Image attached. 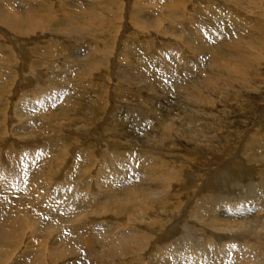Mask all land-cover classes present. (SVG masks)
I'll return each instance as SVG.
<instances>
[{"label": "bare ground", "instance_id": "6f19581e", "mask_svg": "<svg viewBox=\"0 0 264 264\" xmlns=\"http://www.w3.org/2000/svg\"><path fill=\"white\" fill-rule=\"evenodd\" d=\"M155 1L158 2V0ZM170 1L172 2H167L170 6L164 3L150 5L148 1L143 0L139 3L134 0V6L129 4L132 6V11H129L130 15L127 19L139 35L132 33L126 36L124 34L125 39L124 43L121 42V46L125 50L121 49L120 52L119 49L118 54L120 56H116L117 49L113 46L116 44L114 41L118 40L119 33L121 34L120 31L122 30L121 22L124 15V2L122 3V0L116 2L120 5V8L117 6L118 10L108 9L111 14L106 20L107 27L104 34L101 35L102 37L98 35V33L102 34L105 25L104 16L101 17L103 15L102 9H95L96 11H93L91 16L87 14L88 12L83 14V12L70 9L65 12L67 15L62 21V14H60L59 9L62 7L64 11V6L58 5L53 9L55 5L49 0H0V27H4L3 31L6 32V37L3 40L8 45L6 46L4 43V46L11 54L9 59L3 57L6 51L0 52V147H4L10 141L22 143L18 138L29 140L36 127L37 117L40 116L39 118L52 122V119L56 116L54 115L55 111L54 113L50 111L53 107L59 110L61 116H67L70 111L77 112L83 119L76 118L82 124L80 128L85 131L89 130V125H85V123L89 120L88 117L93 114L91 112L88 114L90 109L81 114L84 112L81 110L83 103L73 104L75 102L72 103L67 95H63L58 90L60 87L55 89L57 84L61 86L71 81L70 79L67 81L66 78H61L63 75L65 77V73L68 71L72 74L76 73L75 80H81L79 82L88 87L91 83L93 84L94 79L107 77L111 81L112 76L116 81L115 85L123 82L129 86L128 89L139 87L151 91L156 88L152 86L155 82L161 89H172L174 94H177V92L183 93L181 94L183 98L181 101H185L187 105H193L196 108L191 109L190 106L183 109V116H180V118L178 116L181 120L176 118V120L178 119L177 123L175 121L169 123L164 119L161 126L158 125V127L160 126L158 128L159 132L162 131L163 134L161 135L162 132L158 135L155 134L156 136L161 135L158 137L159 139H149L145 141L144 145L142 144L146 146L145 151L147 150V154L150 153V156L145 154L147 155L146 161L149 162H145L147 168L142 167L145 170L141 175L144 183L137 182L139 179L135 183L131 182V185L120 183L122 180L120 166L126 171V165L138 162L127 152L117 151V147L120 148L117 141L121 137L119 138V133L116 130H114L115 133H112L116 137L106 144L109 149L105 148V150L103 148L104 153L101 152L102 157L99 163L96 164L97 159L94 157V153L97 151H95L96 146H89L92 149L89 148L87 154L84 152L87 155L86 158L83 153L85 169H93L94 166L96 168L94 170L95 175L82 174L83 180L74 179L70 171H56L66 163V157L70 155H66L67 153L65 154L63 148L56 151L46 145L29 148L25 142L18 148L11 146L6 155L2 152L5 150L0 149L1 165L5 166L7 170V173L4 174L3 172L6 170L0 168V264H264V181H261L260 184L253 183L249 177L250 171L246 169L244 161L240 158L236 160L233 153L229 152L228 156L227 153L223 156L225 153L221 152L223 154L221 155V150L218 151L219 154L218 152L215 153L216 155L209 151L212 148V135L204 134L206 128L200 127L201 123H212V116L217 118L212 114V111L209 112L206 109L214 104H212L211 98L213 93L219 92V94H222L221 98L226 99V96H234L232 92H236L235 95L245 94L246 91H250L251 84L255 83L252 82L253 80L251 83L250 80L254 79L253 74L256 71V66L264 60V8L254 2L255 0H252L251 3L247 4L244 12L238 9L236 11L234 9L222 11L223 14L229 15L228 23L230 25L228 24L225 28L223 26L220 28L218 25L219 16L216 17L217 14L215 16L211 12L209 16H212V23L207 22L209 25L205 27L207 23L203 24L200 20H195L198 19L196 18L198 17L196 16L197 12L179 13L177 11V7H179L176 3L177 0ZM101 5L108 6L110 2L102 0L98 7ZM169 7L172 10L168 12ZM211 9L206 10L205 14L210 13ZM234 11V17H232L231 12ZM254 12H257L259 16L254 17L252 14ZM192 17H195L194 20ZM164 22L169 27H167L168 25L165 27ZM41 32L49 33L53 38L56 34H60L57 37L61 36L62 39L69 40L70 36L71 39L74 38L75 44L72 45L71 42L69 45V56L65 57L66 59L62 56L67 50L64 49L65 45L63 48L57 46L53 49L52 45L59 44L58 42L44 43L45 47L32 46L33 38L31 39V37L34 35L42 36ZM105 35H107V39H104ZM147 35L150 38L149 42L139 43L145 44L144 47L148 48L150 52L155 48L156 44L154 42L158 39L161 42L165 40V37L168 38L166 41L174 37L177 45H179L176 48L172 41L171 44L165 45L166 49L169 47L175 48L174 51L179 54L180 49L185 51L187 48L189 55L195 58L191 63L187 61L190 65L187 66V70L181 71L183 75L178 73L180 71L178 68H176L178 71L171 72L173 70L170 69L172 68L171 64H169L171 71L165 68L166 65L165 67L160 64V67L152 66L151 61L157 62V56L150 55L148 57L150 62L149 60L145 61L146 57L140 54L141 51L139 52L137 49L139 45L135 39L137 37L140 38L139 40L146 41ZM88 36L93 40L90 44L87 41ZM100 38L102 39L101 43ZM131 38H135L133 40L136 47L134 51L129 48L128 40ZM46 39L50 42L48 38ZM20 40L24 43L21 44ZM35 42L37 40L33 41V43ZM133 42L132 45H134ZM0 43L2 44L1 40ZM30 46L33 50H31L32 55H30ZM115 46H119V44ZM39 48L41 49L39 50ZM76 48L80 50L74 51ZM82 50L88 51V53H81ZM37 52L39 53L38 56L35 54ZM172 54L168 58L171 57L172 59L174 55ZM163 55L162 53L160 57ZM46 59H53L54 65L46 63L44 61ZM171 59L170 61H172ZM172 62H175L174 57ZM180 62L182 61L180 60ZM162 63L164 62L162 61ZM56 65H62V67L56 68ZM78 65L83 68L80 73H78L79 70L78 72L74 70V67ZM134 66L141 70L140 73L143 72V75H146L141 76L142 74H139ZM15 69L18 70L17 77ZM61 69L63 75L60 77L59 72H61ZM11 75L15 81L18 80L17 83L8 84L9 79H12ZM150 82L153 84L150 85ZM95 85H92V87H95ZM12 86L16 89L20 88L19 91H16L18 93L10 89ZM251 90L254 89L251 88ZM10 91L11 95L13 92L18 94L19 97H16L19 100L16 98L18 102L13 106V109L8 105L11 109H7L8 111L5 112L1 108L5 100L3 94H8ZM99 96L95 97L98 98ZM62 98L66 100V104L58 106L56 102ZM16 99L15 101H17ZM122 99L128 100L129 95L123 94ZM99 101H101V96ZM95 120L97 121V119ZM188 121L194 124L189 126V129L190 133L196 135L197 144L204 142L206 150L204 151V148L202 150L197 149L199 156L206 159L207 153L211 152L219 162L215 171L212 170L214 168L211 167L212 162H207L203 165L205 166L203 167L204 172H207L199 175L196 172L197 170L195 171L191 166L192 170L188 169L186 166L188 161L183 159L182 156L178 157L180 155L177 152L170 156L171 160L165 159L169 153L163 151L164 143L175 132L180 134L186 128L182 126ZM11 122H15V125ZM183 122L186 123L182 124ZM180 127L183 128L181 131L179 130ZM109 130L107 129L105 133H110ZM78 132L83 134L81 133L83 131L78 130ZM90 133L88 134L90 135ZM120 134L123 136V133ZM100 135L98 143L103 141L102 133ZM11 136L17 140L11 139ZM127 138L126 141L129 140ZM83 141L85 140L83 139ZM257 143H264V134L262 138L258 139ZM191 145H193V148L200 147L195 143ZM254 145V140H251L250 144H243V147H253ZM129 148V150H132V147ZM175 150L177 151V149ZM72 156L74 157V155ZM222 159L225 161L222 162ZM207 164H210L211 168H206ZM97 172L98 175H96ZM212 172H215L213 177ZM59 180H62V184H58ZM196 182L200 183L201 188L207 191H203L207 195L204 194L205 196L201 200L199 199L200 201L194 200L193 195L195 193H191V190L197 184ZM44 190L46 194L41 195ZM182 190L189 191L186 192V199L181 196L184 195ZM216 197L224 202L246 200L247 202H241L243 206L256 202L259 203L260 209L255 212L256 214H253L254 216L249 215L251 217L245 221L238 220L239 222H236L237 220L231 219V221L229 218L222 219L215 214L218 207ZM190 198L196 202L195 206L189 211L191 214L188 215V206L184 207L185 204L183 203L186 200L188 202ZM235 201L234 203H236ZM251 206L250 212H253L255 208L253 207V209ZM256 207L258 209L257 205ZM225 208L227 209V207ZM231 211L236 213L241 210L234 211V209H231ZM196 229H198L197 233L194 231ZM204 230H206V235L210 238L208 239L212 242V245L225 243V240H229L228 243L231 244L232 251H230V246H223L222 253L220 252L221 254L217 255L215 245L212 246L211 244L205 251L200 246L202 242L199 241L201 240L199 236V240L197 239L198 232ZM170 243L173 246H170Z\"/></svg>", "mask_w": 264, "mask_h": 264}, {"label": "rangeland", "instance_id": "374dc122", "mask_svg": "<svg viewBox=\"0 0 264 264\" xmlns=\"http://www.w3.org/2000/svg\"><path fill=\"white\" fill-rule=\"evenodd\" d=\"M53 5H55V7L53 9H55L58 5H63L64 6V11L62 9V7L59 9L60 11V14H62V21L66 18V11L67 10H70V9H75L77 12H83L84 13H87L89 16H91L92 12L96 11L95 9H102V13L103 15L101 17L104 16V20H105V25H104V29L102 31V34L98 33L99 36L103 35L104 34V31H105V28L107 27V18H109L108 16L111 14L110 12H108V9L111 8V9H114V10H118V7L120 8V5H118V3L116 2H119L120 0H105V1H108L110 2V5L108 6H105V5H101L100 7L99 4H100V1L102 2V0H49ZM141 0H137V2L139 3ZM143 1H148V3H150V5H158V4H166L168 6L169 3H171L172 1L170 0H158V2L156 3L155 0H143ZM152 1H154L155 3H153ZM169 1V3H167ZM211 1V2H210ZM218 1V2H217ZM177 0L176 3H178V6L177 7V11L180 13V12H185L186 14H190V13H194V12H197L196 13V18L198 19H195V20H200L203 24L209 22V23H212L211 19H212V16H209V14H211V12L219 18L218 20V25L220 26V28H222L221 26H223V28L227 27V25L229 24L228 23V14H223L222 11H230V10H240V11H243L245 10V7L247 6V4L251 3L252 0ZM254 1V0H253ZM20 2V1H19ZM70 2V3H69ZM98 2V3H97ZM124 2L123 4V18H122V22H121V26H122V30L120 31L121 34L119 33V36H118V41L117 39L114 41L115 45H118L119 46H113V47H116L117 49V52H116V56L120 54H118V51L120 49V52L122 51L121 49H123V51L125 50L124 47L122 48L121 46V42L123 41L124 43V34L127 35H131L132 33L133 34H137L139 35L132 27V24L128 21L127 17L130 15L129 11L131 12L132 11V6L135 5L134 3V0H122V3ZM162 2V3H161ZM192 2V3H191ZM208 2V3H207ZM254 2H257L260 6H262L264 8V0H255ZM262 2V3H261ZM213 3V4H212ZM228 3V4H227ZM132 6H130V5ZM200 5V6H199ZM212 5V7H210ZM231 5V6H230ZM226 6V7H225ZM259 6V7H260ZM92 7V8H91ZM96 7V8H95ZM127 7V8H126ZM188 7V8H187ZM191 7V8H190ZM208 7V8H206ZM216 7V8H215ZM223 7V8H222ZM66 8V10H65ZM125 8V9H124ZM129 8V9H128ZM185 8V9H184ZM212 8V9H211ZM220 8V9H219ZM228 8V9H227ZM168 12L172 10L171 7L168 8ZM182 9V10H181ZM199 9V10H198ZM208 9H211L207 14H205V11L208 10ZM218 9V10H217ZM22 10V8H21ZM128 10V11H127ZM147 10V9H146ZM184 10V11H183ZM186 10V11H185ZM191 10V11H190ZM193 10V11H192ZM195 10V11H194ZM215 10V11H214ZM201 13H199V12ZM214 11V12H213ZM234 12H231V15L232 17H234ZM55 12V11H54ZM147 12V11H146ZM188 12V13H187ZM216 12V13H215ZM219 12V13H218ZM203 13V14H202ZM250 13V12H249ZM59 14V13H57ZM55 14V15H57ZM64 14V15H63ZM146 14V13H145ZM148 15L150 13H147ZM205 14V15H204ZM254 17H257L259 16V14L257 12H254L252 13ZM151 15V14H150ZM225 15V16H224ZM153 16V15H151ZM203 16H208V17H204ZM243 16V15H241ZM245 16V15H244ZM195 17H192L195 18ZM221 17V18H220ZM226 17V18H225ZM202 19H204L202 21ZM208 19V20H206ZM194 20V19H193ZM223 20V22H222ZM222 22V23H221ZM127 23V25H126ZM165 23V27L168 25L166 22ZM221 23V24H220ZM123 24V25H122ZM216 24V23H214ZM235 24V23H233ZM126 25V27H125ZM209 24L207 23L205 27H207ZM230 25V24H229ZM120 26V27H121ZM125 27V28H124ZM127 27H128V30H127ZM169 27V25L167 26ZM4 28V27H3ZM3 28L0 27V40L2 42V44L0 43V52H4V55L3 57L4 58H9L10 59V52L7 48H5L4 46V43L7 45V42H5L3 40V38L5 39V33L3 31ZM126 29V30H125ZM133 29V30H132ZM123 31V32H122ZM127 31V32H126ZM42 36H38V35H34L33 37H31V39L34 41V40H37V42L33 43L32 41V46H35L37 45V47H45L46 45L45 44H49L51 42L53 43H56L58 42L59 44H53L52 47L53 49L57 48H63L64 45V49H67L65 54L62 55L63 58L69 56V52H70V49H69V45L70 43L72 45L75 44V42L73 41L74 38L71 39V36L69 37L70 39L67 40V39H62V37H57L59 36L60 34H56V36L53 38L49 35V33H44V32H41ZM117 35V34H116ZM121 35V36H120ZM36 36V37H35ZM45 36V37H44ZM107 35H105L104 39H107L106 37ZM102 37V36H101ZM24 38V37H23ZM37 38V39H36ZM50 41L48 42L47 39ZM52 38V39H51ZM89 38V36L87 37V39ZM91 38V37H90ZM88 39V43L90 44L91 41H93L92 39ZM219 38V37H217ZM46 39V40H45ZM58 39V40H56ZM122 39V40H121ZM135 38H131L128 40L129 42V48L134 51V49L136 48L135 47V44L133 42ZM140 38H137L136 37V43L140 46H137V49L139 50L140 54L142 56L145 55V61H148L150 62V59H148V57L150 55H153L154 57L157 56V62H152L151 61V64H153L152 66L154 67H158L159 64L162 65L163 67H165L166 65V69L168 68V71H171L170 69H173L171 72H176L178 70V73L182 74L181 71H184V70H187L186 68H188L187 66L190 65L191 61H193L195 57H191L189 54V51L187 50V48L184 50L180 49L179 50V54L176 53V51H174V49H172L171 47L169 48H165L166 44L170 43L173 41V45L177 48V46L179 47V45H177L176 41H175V38L174 37H171L168 41H166V39H168L167 37H165V40L161 41L158 39L156 42L153 43V45H155V48H158V49H155L150 52L148 48L144 47V45H142L141 43L139 42H149V37L148 35L146 36V41H143V40H139ZM145 39V38H144ZM174 39V40H172ZM102 39L100 38V43L102 42L101 41ZM162 40V39H161ZM177 40V39H176ZM21 41V40H20ZM44 41V42H43ZM62 41V42H61ZM90 41V42H89ZM23 41H21V44H22ZM132 42L134 45H132ZM20 43V42H19ZM24 43V42H23ZM45 43V44H44ZM61 43V44H60ZM122 43V45H124ZM42 44V45H41ZM171 44V43H170ZM30 45V44H29ZM67 45H68V48H67ZM131 45V46H130ZM148 46V45H147ZM139 47V48H138ZM142 48V49H141ZM144 48V49H143ZM41 48H39L40 50ZM136 49V50H137ZM31 46H30V55H32V51H31ZM38 50V49H37ZM38 50V51H39ZM79 51L80 49L76 48L74 51ZM182 50V51H181ZM55 51V50H54ZM64 51V50H63ZM88 53V51H81V53ZM175 55H173L172 54ZM181 52V53H180ZM43 53V52H42ZM63 53V52H62ZM158 53V54H157ZM161 53V54H160ZM162 53L164 54L162 57H160V55H162ZM169 54V55H173L174 57V61L175 62H172L173 61V57L171 59V57L168 58L169 55H166V54ZM188 53V54H187ZM37 56H38V52L35 53ZM41 54V53H40ZM160 54V55H159ZM184 54V56H183ZM185 55H188V56H185ZM118 56V57H119ZM183 56V57H182ZM190 56V58H189ZM117 57V59H118ZM188 57V58H187ZM12 58V56H11ZM161 58V60H160ZM167 58V59H165ZM66 59V58H65ZM159 59V60H158ZM170 61V59L172 61ZM183 59V60H182ZM178 60H179V63H178ZM180 60L182 62H180ZM185 60H186V63L188 64L189 62L187 61H190V63L187 65L185 63ZM46 63L48 64H53L54 63V60H50V59H46L44 60ZM52 61V62H51ZM164 62L161 64V62ZM167 61V62H166ZM11 62V61H9ZM148 62V63H149ZM166 62V64H165ZM12 63V62H11ZM174 63V64H173ZM264 60L261 62L260 65L256 66V71H254V79H251L250 82H255V83H252L251 84V88H253L254 90H251V88H249L250 91H246V93L244 94H234L236 92H232V95H234L233 97L232 96H226V99L225 98H221V95L222 94H219V92L217 93H213L211 95V98H212V106L211 107H208L206 108L207 111H212V114L215 115L217 118H215L214 116H212V123H201L200 124V127L201 128H206L205 131H204V134H207V135H212V148H210L211 152H213L214 154L217 153L218 151H220V154L226 155L227 153V156H228V153L231 152L233 153L235 156L234 158L236 160H243L245 165H246V169H249V177L251 178L252 182L253 183H258L260 184L261 181H264V143L260 144V143H257L258 142V139L259 138H262L263 137V134H264ZM51 64V65H52ZM158 64V65H157ZM169 64H171V67H169ZM180 64V65H179ZM54 65V64H53ZM137 65V64H136ZM184 65V66H183ZM144 66V65H142ZM151 66V67H152ZM178 66V67H177ZM59 67H62V65H56V68H59ZM145 67V66H144ZM160 67V66H159ZM181 67V68H180ZM262 67V68H261ZM79 68V69H78ZM135 70L139 73V74H142L141 76H144L146 74L143 75V72L140 73V69L137 68V66H134ZM170 68V69H169ZM178 68V70L176 69ZM183 68V69H182ZM146 69V68H144ZM261 69V71H260ZM12 70V69H11ZM57 70V69H56ZM74 70H76L78 73L82 72L83 68L80 67V65L78 66H75L74 67ZM147 70V69H146ZM152 70V69H151ZM175 70V71H174ZM16 71V72H15ZM15 73H16V77H17V74H18V70L15 69ZM256 72V73H255ZM65 77H63V73H62V69H61V72H59V76L62 77L61 78H66L67 81L70 79L71 81L68 82V84L65 83V85H61L60 84L58 85L57 84V87H55V89H58L60 90L63 95H67L72 103L73 104H77V103H83L82 104V109L84 112H82L81 114L83 113H86L89 109V112L88 114L91 112L92 115H90L88 117V123L85 125H89L88 129L89 130H86L88 131L86 133L85 130L81 129L80 126L82 125L79 120H76L77 119H80V120H83L81 119V117L78 115L77 112H71L67 115V116H61V114H59V110L56 108L54 109L51 108L52 111L51 113H54L55 111V114L56 115L54 117V119H52V122H50L49 120H44V119H41L39 117H37V121H36V127L34 129V132H33V135L32 137H30V139H19L18 140L20 142H22L23 144L26 142V145L27 147H32V146H36V148L38 146H41V145H46L50 148H53V150H58L59 148H63L65 150V154L68 155L66 157V163L63 164L61 167H59L56 171H59V170H65V171H70L71 172V176L74 177V179H81L83 180L82 178V174L83 175H92L94 174L95 175V166L93 169H88L86 168L85 169V165H84V160L86 158V154H87V150L91 147H95V151L96 153H94V157L97 159V163L100 162L101 160V157H102V153H104V150L105 148L106 149H109V146L106 145L108 143H110V140L115 138L116 136L115 135H112V133H115L114 130H116L117 133H119V138L121 142L117 141L118 143V146L120 148L117 147V151H120L122 153H125L127 152L128 154H130L131 156L134 157V159L137 160V162L139 163V166H138V163H131L130 165H126L127 166V169L126 171L123 170V167L120 166V173H121V176H122V180L123 182L120 181V183H122V185H131L133 183H135V181H137L139 179V183L143 182L142 181V174L145 172V168H147V164L146 163H149L146 161V157L147 155L150 156V153L147 154V150L145 151L146 149V146H143L145 141L146 140H149V139H153V140H158L163 132L161 133V135L159 136H156L158 135L160 132H159V127L161 126L163 120L165 119L167 122H171V121H175L177 123L178 119L180 118V116H183V113L182 111H184L183 109L187 108V107H190L191 109H196L195 106L193 105H187V103L185 101H181L183 100V98L181 97V94L183 93H180V92H177V94H174L172 92V89L171 90H164V89H161L159 86H157V83H155L154 81V85L153 83L150 82V85L153 84L152 86L155 88H153L154 90H151L149 91V89H142V88H139V87H134L133 89L129 88V86H127L126 84H124L123 82H120V84H117L115 85L116 81L114 79V76L113 79L110 81L107 77L105 78H99L98 80L94 79L93 80V84L91 83V85H89V87L87 85H84V84H81L79 81L81 80H75V77H76V73H73L72 72L70 73L69 71L65 73ZM258 74V75H257ZM261 74V75H259ZM58 75V74H57ZM166 75V74H164ZM183 75V74H182ZM12 76V75H11ZM202 76V75H201ZM261 77V78H260ZM13 79V80H12ZM12 79H9L8 81V84L12 83V82H16L18 80L15 81V79L13 78L12 76ZM261 80V81H260ZM107 81V82H106ZM104 82V83H103ZM111 83H113V85H111ZM122 83V84H121ZM168 83V82H166ZM95 85L98 86V87H92V85ZM105 84V85H104ZM103 85V86H102ZM106 86V88H105ZM20 87V86H19ZM88 87V88H87ZM123 87V88H122ZM36 88V87H34ZM33 88V89H34ZM103 88V89H102ZM118 88V89H117ZM259 88V89H258ZM10 89L14 90L15 92L16 91H19L18 89H16L14 86L10 87ZM16 89V90H15ZM31 89V90H33ZM63 89V90H62ZM88 89V91H87ZM90 89V90H89ZM109 89V91H108ZM135 89V90H134ZM30 90V91H31ZM156 90V91H155ZM260 90V91H258ZM66 91V93H65ZM102 91V93H101ZM161 91V92H160ZM165 91V92H164ZM99 92V93H98ZM106 94H105V93ZM115 92V93H114ZM117 92V93H116ZM123 92V93H121ZM125 92V93H124ZM158 92L161 93V95L158 94ZM164 92V93H163ZM168 92V93H167ZM18 93V92H16ZM16 93H12L11 95V91L7 94H3V98H5L4 102L2 103L3 106H1L2 109H4L5 112H7L8 110L7 109H11L10 107H12L13 109V106L16 105V103L18 102V97L19 95L16 94ZM65 93V94H64ZM10 94V95H9ZM103 94V95H102ZM112 94V95H111ZM123 94L125 95H129V99L126 100V99H122V96ZM158 94V95H157ZM14 95V96H13ZM100 95L101 96V101H99V97L96 98L95 96H98ZM105 95V96H104ZM119 95V96H118ZM153 95V96H152ZM218 95V96H217ZM11 96V97H10ZM18 96V97H16ZM110 98H109V97ZM8 97V98H7ZM15 97V98H14ZM121 97V98H120ZM164 97V98H163ZM225 97V96H224ZM12 98V100H10ZM18 100H17V99ZM228 98V99H227ZM14 99V100H13ZM15 99L17 101H15ZM98 99V100H97ZM105 100V101H104ZM236 100V101H235ZM9 103H7V102ZM66 100L64 98H62L61 100H59L57 103V105H61L63 104H66L65 102ZM107 101V102H106ZM214 101V102H213ZM13 102V103H12ZM15 102V104H14ZM60 102V104H59ZM94 102V103H93ZM216 102V103H215ZM180 103H183V104H180ZM241 103V104H240ZM14 104V105H13ZM10 107H9V106ZM18 105V104H17ZM56 105V107H58ZM100 105V106H99ZM182 105V106H181ZM218 105V106H216ZM7 106V107H6ZM87 106V107H86ZM106 106V107H105ZM133 106V107H132ZM76 107H78L76 105ZM131 107V109H130ZM181 107V108H180ZM217 107V108H216ZM129 108V109H128ZM133 108V109H132ZM181 109V110H180ZM7 110V111H6ZM87 110V111H86ZM225 110V111H224ZM237 110V112H236ZM242 110V111H241ZM58 111V112H56ZM146 111V112H145ZM215 111V112H214ZM131 112H133L134 114H132ZM144 112V113H143ZM179 112V114H178ZM142 114V115H137V114ZM80 114V115H81ZM96 114V115H94ZM111 114V115H110ZM114 114V115H113ZM153 114V115H152ZM263 114V115H262ZM52 115V114H50ZM71 115V116H70ZM75 115V116H74ZM95 116V117H94ZM98 116V117H97ZM146 116V117H145ZM179 116V118H178ZM247 116V117H246ZM73 117V118H71ZM102 117V118H101ZM145 117V118H144ZM215 119H214V118ZM254 117V118H253ZM57 118H60V119H57ZM66 118V119H65ZM176 118H178L176 120ZM75 119V120H74ZM91 119V120H90ZM97 119V121L95 120ZM101 121H100V120ZM147 119V120H146ZM169 119V120H168ZM198 120L200 118H197ZM3 120L5 121V119L3 118ZM65 120V121H64ZM117 120V121H116ZM181 120V119H179ZM62 121V122H61ZM70 121V122H68ZM76 121V123H74ZM86 121V120H84ZM93 121V122H92ZM217 121V122H216ZM42 122V123H40ZM58 122V123H56ZM79 122V123H78ZM92 122V123H90ZM102 122V124H101ZM166 122V123H167ZM200 122H203V121H200ZM12 124L15 125V122H11ZM44 123V124H43ZM63 123V124H62ZM78 123V124H77ZM93 123H95L94 125H92ZM100 123V124H99ZM117 123V124H116ZM160 123V124H159ZM186 122H183L182 124H184ZM198 123V122H197ZM258 123V124H256ZM38 124V125H37ZM43 124V125H42ZM61 124V125H59ZM77 124V125H76ZM123 124V125H122ZM190 124V125H189ZM206 124V125H205ZM207 124H209L207 126ZM212 124V125H211ZM72 125V126H71ZM106 125V126H105ZM119 125V126H118ZM158 125H160L158 127ZM181 125V124H179ZM187 125V126H186ZM194 124L190 123L189 121L184 124L182 127H186V128H182L180 127V134L179 132H175L174 135L171 137H174V138H171L166 140V142L164 143V149L163 151H165V153H169L168 156L165 157L166 160H171L172 158L170 156L174 155L176 152L179 153L178 157H181L185 160L188 161L187 163V167L188 169L192 170L194 169L197 174L199 175H202V173H205L207 171L204 172L203 170V166L204 164H206L207 162H212L211 164V167H214L212 168L213 171L216 170V168L218 167L217 165L219 164V162L216 160V157L213 155V153H207L206 155V159L203 158V156H199V154L197 153V149H200L205 151V147H204V142L203 143H200V145L197 144V137L196 135H194V133H190V129H189V126H193ZM37 126L38 127V130H37ZM71 126V127H70ZM97 126V127H96ZM112 128H111V127ZM123 126V127H122ZM169 126V125H167ZM66 127V128H65ZM78 127V128H77ZM94 127V128H93ZM121 127V128H120ZM188 127V128H187ZM195 127V126H194ZM70 128V129H69ZM72 128V129H71ZM93 128V129H92ZM100 128V129H99ZM126 128V129H125ZM248 128V129H247ZM10 129V128H8ZM107 129L109 131H111L110 133L106 134L105 131H107ZM78 130L80 131H83L81 133L83 134H79ZM91 130V131H90ZM118 130V131H117ZM122 130V131H121ZM100 131V132H99ZM104 131V132H103ZM108 131V132H109ZM121 131V132H120ZM126 131V132H125ZM184 131H187L186 133ZM66 132V133H65ZM68 132V133H67ZM92 132V133H90ZM65 133V135H64ZM75 133V134H74ZM79 135H78V134ZM90 133V135L88 134ZM102 133V139L103 141L101 143H98L99 142V137H101V135L99 136V134ZM104 133V134H103ZM120 133H123V136L120 134ZM74 134V135H73ZM77 134V135H76ZM98 134V135H97ZM153 134V135H152ZM156 134V135H155ZM182 134V135H181ZM190 134V135H189ZM10 135V134H9ZM62 135V136H61ZM121 135V136H120ZM124 135H126L124 137ZM181 135V136H180ZM65 136V137H64ZM72 136V137H71ZM77 136V137H76ZM82 136V137H81ZM95 136V137H94ZM178 136V137H177ZM181 138H180V137ZM107 137V138H106ZM109 137V138H108ZM129 137V138H127ZM147 137V138H146ZM177 137V138H176ZM49 138V139H48ZM52 138V139H51ZM69 138V139H68ZM96 138V139H95ZM107 140H106V139ZM126 138L129 139L128 141H126ZM176 138V140H175ZM192 138V139H191ZM11 139H14V140H17L15 137L11 136ZM63 139V140H62ZM71 139V140H70ZM80 139V140H79ZM83 139L85 141H83ZM142 139V141H141ZM196 139V140H195ZM63 142H62V141ZM92 142H90V141ZM123 140V141H122ZM125 140V141H124ZM171 140V141H170ZM204 141V138L202 139ZM251 140H254L255 142V145L253 147H246L244 148L243 147V144H246V143H249L251 142ZM69 141V142H68ZM79 141V143H78ZM96 141V142H95ZM112 141V140H111ZM169 141V142H168ZM227 141V142H226ZM249 141V142H248ZM66 144H65V143ZM76 142V143H75ZM87 142V143H86ZM95 142V143H94ZM168 142V143H167ZM176 142V143H175ZM179 142H181L179 144ZM191 142V143H190ZM22 143H15V142H12L10 141V143L6 144L4 147H0L1 150H5V151H2L4 152V154L6 155L7 152L10 150V147H20L22 146ZM54 143V145H53ZM63 143V144H62ZM120 143V144H119ZM195 145H198L200 147H192L193 145L191 144H194ZM257 143V144H256ZM29 144V145H28ZM59 144V145H58ZM65 144V145H64ZM90 144V145H89ZM96 144V145H95ZM98 144V145H97ZM124 146H122V145ZM127 146H126V145ZM143 144V145H142ZM168 144V145H167ZM172 144V146H170ZM186 144V145H185ZM69 145V146H68ZM71 145V146H70ZM76 145V146H75ZM88 147H86V146ZM167 145V146H166ZM189 147H188V146ZM79 146V147H78ZM82 146V147H81ZM91 146V147H89ZM103 146V147H101ZM105 146V147H104ZM175 146V148H174ZM229 146V147H228ZM67 147V148H66ZM73 147V148H72ZM86 147V148H85ZM100 147V148H98ZM124 147V148H123ZM127 147V148H126ZM129 147H132L131 149L133 150H129L130 148ZM143 147V148H142ZM202 147V148H201ZM56 148V149H55ZM78 150H77V149ZM85 148V149H84ZM102 148V149H101ZM104 148V149H103ZM116 148V147H115ZM122 148V149H121ZM172 148V149H171ZM190 148V149H189ZM231 148V149H230ZM7 149V150H6ZM67 149V150H66ZM92 149V148H91ZM105 149V150H106ZM166 149V150H165ZM177 149V151L175 150ZM193 149V151H192ZM195 149V150H194ZM227 149V150H226ZM235 149V150H234ZM85 150V151H84ZM174 150V151H173ZM180 150V152H179ZM232 150V151H231ZM75 151V152H74ZM94 151V152H95ZM144 151V152H143ZM172 151V152H170ZM196 151V152H195ZM215 151V152H214ZM235 151V152H234ZM86 154H85V153ZM102 152V153H101ZM175 152V153H174ZM195 152V153H194ZM223 154H222V153ZM79 153V154H78ZM85 155H84V154ZM200 153H203V152H200ZM136 154V155H135ZM138 154H140L138 156ZM143 154V155H142ZM147 154V155H145ZM185 156H183V155ZM219 154V152H218ZM230 154V153H229ZM74 155V157L72 156ZM77 155V156H76ZM79 155V156H78ZM85 158H83L84 156ZM135 155V156H134ZM145 155V156H144ZM193 155V156H192ZM216 155V154H215ZM138 156V157H136ZM143 158H142V157ZM214 156V157H213ZM226 156V157H227ZM136 157V158H135ZM145 157V159H144ZM185 157V158H184ZM197 157V158H196ZM225 157V158H226ZM164 158V156H163ZM224 158V157H223ZM99 159V160H98ZM216 161H215V160ZM227 159V158H226ZM135 160V161H136ZM142 160V161H141ZM191 160V161H190ZM200 160V161H199ZM203 160V161H201ZM260 160V161H259ZM84 161V162H83ZM144 161V163H143ZM215 161V162H214ZM225 161L222 159V162ZM146 162V163H145ZM83 165H81V164ZM198 163H201V164H198ZM263 163V165H262ZM210 164L208 165L207 164V167H210ZM79 165V166H78ZM99 165V164H98ZM97 165V166H98ZM142 165V166H140ZM199 167H198V166ZM215 165V166H214ZM262 165V166H261ZM190 166L192 167V169L190 168ZM196 166V167H194ZM137 167V168H136ZM142 167H144V169H142ZM198 167V168H197ZM210 167V168H211ZM0 168L1 169H5L6 170V167L1 165V161H0ZM131 168V169H130ZM134 168V169H133ZM86 170H88V172H86ZM132 170V171H131ZM136 170V171H135ZM144 170V172H143ZM90 171V172H89ZM128 171V172H127ZM131 171V172H130ZM220 171V170H219ZM73 172V173H72ZM85 172V173H84ZM4 174L7 173V170L3 172ZM81 173V174H80ZM124 173V175H123ZM126 173V174H125ZM130 173V174H129ZM132 173V174H131ZM215 173V172H214ZM212 172V177L215 176ZM9 174V173H8ZM96 175H98V172L96 173ZM128 176V177H127ZM132 176V177H130ZM130 177V178H129ZM134 177V178H133ZM132 179V180H131ZM134 179V181H133ZM131 180V181H129ZM62 180H59L58 181V184L61 183ZM88 182V181H87ZM130 182V183H129ZM89 183V182H88ZM197 184H195V187H193V190H191V193H195L193 195V199L196 200V201H200L205 195V193H203V190L201 188V184L198 182H196ZM62 184V183H61ZM57 187V186H56ZM60 187V186H59ZM198 189V190H197ZM185 190H182V193H184V195H181L182 198L184 199L185 197L187 198L186 196V192H189V191H185ZM202 191V192H201ZM79 192V191H78ZM199 192V193H197ZM207 192V191H205ZM44 193V194H43ZM43 193L41 195H45L46 194V191L44 190ZM205 194V195H204ZM200 196V197H198ZM196 197V198H195ZM185 198V199H186ZM193 199H188V202H184L183 205L184 207L188 206V211H187V214L190 215L191 212L190 209L193 208L195 206V202ZM200 199V200H199ZM215 199H217V204H218V207H217V210L215 211L220 218H229V220H237L236 222H239V221H245L247 220V218L251 217V216H254L253 214H256L255 212H257L260 208V205L259 203H256V202H252L251 204L248 203V204H245L246 206H243L242 203L244 202H247L246 200H237L235 201L236 203H234V201H223L222 199H219V197H216ZM221 201V202H220ZM249 201V200H248ZM241 204H240V203ZM227 203V204H226ZM231 203V204H230ZM255 203V204H254ZM234 204V205H233ZM253 204V205H252ZM230 205H233L232 207ZM252 205V206H251ZM256 205L258 206V209L256 207ZM229 206V208H228ZM250 206L253 208H255V210L253 212H250ZM227 207V209L225 208ZM225 208V209H224ZM241 208V209H240ZM253 208V209H254ZM223 209V210H222ZM231 209L234 211L235 210H241V211H238V212H233L231 211ZM243 210V211H242ZM249 211V212H248ZM244 213V214H243ZM231 214V215H230ZM234 214V215H233ZM251 215V216H249ZM115 218V217H114ZM231 220V221H232ZM239 220V221H238ZM108 221V220H107ZM197 230H194L196 231L197 233ZM202 230V229H201ZM206 230L204 231H199L198 234H197V239L199 240V238L201 240H199L200 242H202V245L200 244L201 247L204 248L205 251H207V248L209 247V245L211 244L212 245V242L209 240L210 238L206 235L207 232H205ZM205 233V234H204ZM200 234V235H199ZM199 236V238H198ZM205 236H207V238H205ZM209 238V239H208ZM204 239V241H203ZM207 239V241H206ZM209 240V241H208ZM198 241V242H199ZM224 241V240H223ZM226 242L225 243H221V244H218V243H215L213 245H215V249L217 250L216 253L217 255L218 254H221L222 252V248L223 246L225 247H228L230 246V251H232L231 249V244L228 243L230 242L229 240H225ZM204 242V243H203ZM211 242V243H210ZM218 244V245H217ZM170 246H173L172 243L169 244ZM210 245V246H211ZM212 245V246H213ZM221 252V253H220ZM235 252V251H233Z\"/></svg>", "mask_w": 264, "mask_h": 264}]
</instances>
